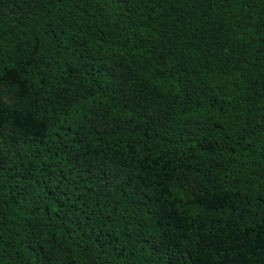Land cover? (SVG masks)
<instances>
[{"label":"trees","instance_id":"trees-1","mask_svg":"<svg viewBox=\"0 0 264 264\" xmlns=\"http://www.w3.org/2000/svg\"><path fill=\"white\" fill-rule=\"evenodd\" d=\"M0 264H264V0H0Z\"/></svg>","mask_w":264,"mask_h":264},{"label":"rangeland","instance_id":"rangeland-1","mask_svg":"<svg viewBox=\"0 0 264 264\" xmlns=\"http://www.w3.org/2000/svg\"><path fill=\"white\" fill-rule=\"evenodd\" d=\"M3 100L4 102H6L9 105H14V106H18V102L10 95L4 93L3 95Z\"/></svg>","mask_w":264,"mask_h":264}]
</instances>
